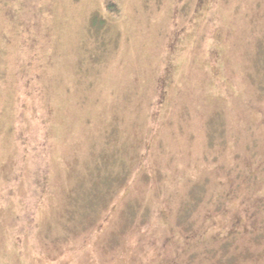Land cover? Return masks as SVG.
I'll use <instances>...</instances> for the list:
<instances>
[{"label": "rangeland", "instance_id": "374dc122", "mask_svg": "<svg viewBox=\"0 0 264 264\" xmlns=\"http://www.w3.org/2000/svg\"><path fill=\"white\" fill-rule=\"evenodd\" d=\"M0 264H264V0H0Z\"/></svg>", "mask_w": 264, "mask_h": 264}]
</instances>
